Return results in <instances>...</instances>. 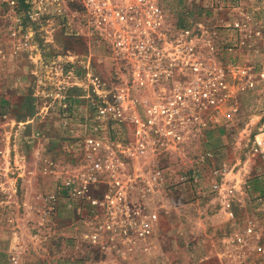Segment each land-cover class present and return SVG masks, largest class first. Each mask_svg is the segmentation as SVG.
Segmentation results:
<instances>
[{"label":"rangeland","instance_id":"obj_1","mask_svg":"<svg viewBox=\"0 0 264 264\" xmlns=\"http://www.w3.org/2000/svg\"><path fill=\"white\" fill-rule=\"evenodd\" d=\"M159 1L182 27L250 14L261 31L252 48L260 52H232L253 65L250 82L231 99L228 116L187 142L182 168L196 167L197 180L183 185L180 204L155 201L159 221L149 245L100 249L88 235L91 215L68 206L59 182L79 166L94 124L100 98L90 79L109 90L128 82V73L88 35L80 5L39 13L29 0H0V264H229L230 256L236 264H264V0H240L244 8ZM223 166V185L214 191L211 171Z\"/></svg>","mask_w":264,"mask_h":264},{"label":"built area","instance_id":"obj_2","mask_svg":"<svg viewBox=\"0 0 264 264\" xmlns=\"http://www.w3.org/2000/svg\"><path fill=\"white\" fill-rule=\"evenodd\" d=\"M29 1L39 13L80 5L88 35L104 44L115 69L128 73V82L109 90L90 79L100 98L94 124L84 137L79 166L59 183L68 206L91 215L85 218L88 235L100 249L146 247L159 221L155 201L180 204L183 185L197 180L196 167L182 168L187 142L228 116L231 99L250 82L253 65L232 52L255 50L261 31L246 12L221 25L207 18L178 26L159 0ZM218 1L245 7L240 0L209 6ZM226 170L212 169V190H221ZM236 241L241 248L242 235ZM229 264H236L231 256Z\"/></svg>","mask_w":264,"mask_h":264},{"label":"crops","instance_id":"obj_3","mask_svg":"<svg viewBox=\"0 0 264 264\" xmlns=\"http://www.w3.org/2000/svg\"><path fill=\"white\" fill-rule=\"evenodd\" d=\"M255 51H258V52H260V49L256 48V49H255Z\"/></svg>","mask_w":264,"mask_h":264}]
</instances>
